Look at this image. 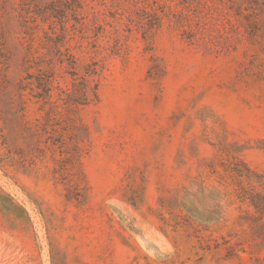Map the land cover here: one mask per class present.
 <instances>
[{
  "label": "rangeland",
  "instance_id": "374dc122",
  "mask_svg": "<svg viewBox=\"0 0 264 264\" xmlns=\"http://www.w3.org/2000/svg\"><path fill=\"white\" fill-rule=\"evenodd\" d=\"M53 1L24 0L25 46L0 0V264H264V0H174L179 25H121L85 106L89 55L56 56L40 96L52 72L32 56L75 22Z\"/></svg>",
  "mask_w": 264,
  "mask_h": 264
},
{
  "label": "trees",
  "instance_id": "16d2710c",
  "mask_svg": "<svg viewBox=\"0 0 264 264\" xmlns=\"http://www.w3.org/2000/svg\"><path fill=\"white\" fill-rule=\"evenodd\" d=\"M69 0H54L49 5H46L45 14L55 10L57 3H62ZM71 7L68 8L73 13L75 22L71 25V30L63 26V34L58 36L56 30L53 33L45 32L44 40L42 41V52L39 56H32L35 61L39 63L45 62L49 70L52 72L51 76L41 77L43 83H39L38 88L44 89L45 94L41 93L40 96H47L52 99V85L55 74V57L58 56L59 63L64 64L66 60L75 66L76 63L85 55L90 56V62L84 65L85 73L82 77L84 81L83 93L81 101H73L74 105H88L91 101L98 100V80L96 79L100 73L105 69V62L108 58L120 54L124 50V44L120 36L121 25H124V31L132 32L136 27L143 30L145 33L152 31L162 26L164 17H169L170 14L174 15L175 25H179L180 13L170 4L174 0H111L107 4L104 0L102 5L105 6L103 10L94 11L93 21L90 23L84 22L79 18L78 9L84 7L87 0H71ZM96 1V0H92ZM24 0H3V17L10 23L12 20L17 19L18 25L21 27V32L25 36L22 42L28 46L32 41L31 29L28 17L25 15L26 11L23 8ZM166 9L168 11H166ZM100 16L102 18H100ZM102 19L103 24H98ZM91 25L93 27H91ZM190 30L196 36V32L191 27ZM20 32V33H21ZM70 32H73L70 34ZM125 38L127 37L126 35ZM75 38L80 40L76 44H72ZM105 41L104 45H99V40ZM69 44L68 47L66 45ZM205 45L206 43L203 42ZM97 58H99L98 61ZM40 68V67H38ZM41 70V69H39ZM60 91V99L69 104L67 98H62V95L70 97L71 89L57 87ZM91 99V101H89ZM52 105L59 109L57 102H52ZM248 177V176H247ZM249 178V177H248ZM258 194V193H257ZM259 201L251 195V205L257 213L264 215V196L259 194ZM261 197V198H260Z\"/></svg>",
  "mask_w": 264,
  "mask_h": 264
}]
</instances>
